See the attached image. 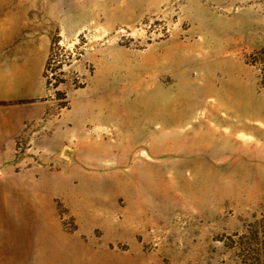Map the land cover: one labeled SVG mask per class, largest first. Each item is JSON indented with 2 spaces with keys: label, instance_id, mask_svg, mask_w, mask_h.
Returning <instances> with one entry per match:
<instances>
[{
  "label": "rangeland",
  "instance_id": "rangeland-1",
  "mask_svg": "<svg viewBox=\"0 0 264 264\" xmlns=\"http://www.w3.org/2000/svg\"><path fill=\"white\" fill-rule=\"evenodd\" d=\"M30 6L46 55L0 100V264H264V0Z\"/></svg>",
  "mask_w": 264,
  "mask_h": 264
},
{
  "label": "crops",
  "instance_id": "crops-1",
  "mask_svg": "<svg viewBox=\"0 0 264 264\" xmlns=\"http://www.w3.org/2000/svg\"><path fill=\"white\" fill-rule=\"evenodd\" d=\"M37 6L30 0H0V100H21L38 84L41 60L46 48L40 32ZM36 76L32 70L35 66Z\"/></svg>",
  "mask_w": 264,
  "mask_h": 264
}]
</instances>
